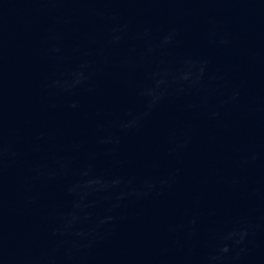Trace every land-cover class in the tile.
Returning <instances> with one entry per match:
<instances>
[{
    "label": "water",
    "instance_id": "obj_1",
    "mask_svg": "<svg viewBox=\"0 0 264 264\" xmlns=\"http://www.w3.org/2000/svg\"><path fill=\"white\" fill-rule=\"evenodd\" d=\"M0 264H264V45L150 0H0Z\"/></svg>",
    "mask_w": 264,
    "mask_h": 264
}]
</instances>
